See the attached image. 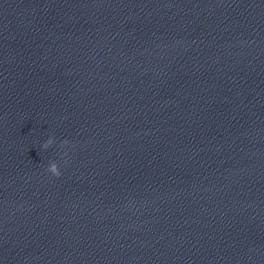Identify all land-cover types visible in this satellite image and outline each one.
Listing matches in <instances>:
<instances>
[{
    "label": "clouds",
    "instance_id": "9594fccd",
    "mask_svg": "<svg viewBox=\"0 0 264 264\" xmlns=\"http://www.w3.org/2000/svg\"><path fill=\"white\" fill-rule=\"evenodd\" d=\"M54 138H49L44 144H43V148L44 149H47L49 148L50 146H52L54 144ZM64 143H67V141H65ZM48 172H50L52 175L56 176V177H59L61 175V172H60V169H59V166L57 163L55 162H52L50 163L48 169H47Z\"/></svg>",
    "mask_w": 264,
    "mask_h": 264
}]
</instances>
